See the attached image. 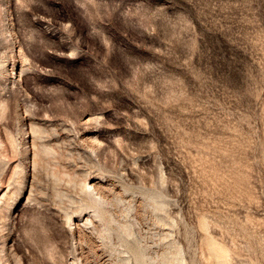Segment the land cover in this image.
Masks as SVG:
<instances>
[{
	"label": "rangeland",
	"instance_id": "obj_1",
	"mask_svg": "<svg viewBox=\"0 0 264 264\" xmlns=\"http://www.w3.org/2000/svg\"><path fill=\"white\" fill-rule=\"evenodd\" d=\"M0 264H264V0H0Z\"/></svg>",
	"mask_w": 264,
	"mask_h": 264
}]
</instances>
